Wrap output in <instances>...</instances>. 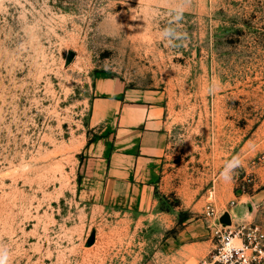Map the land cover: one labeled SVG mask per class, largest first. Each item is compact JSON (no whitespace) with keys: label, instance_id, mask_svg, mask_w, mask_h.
I'll use <instances>...</instances> for the list:
<instances>
[{"label":"rangeland","instance_id":"obj_1","mask_svg":"<svg viewBox=\"0 0 264 264\" xmlns=\"http://www.w3.org/2000/svg\"><path fill=\"white\" fill-rule=\"evenodd\" d=\"M170 25L184 38L169 43ZM100 76L163 108L150 203L84 180L114 139L91 117ZM262 187L264 0H0L7 264H202L215 228L258 222L244 215Z\"/></svg>","mask_w":264,"mask_h":264},{"label":"crops","instance_id":"obj_2","mask_svg":"<svg viewBox=\"0 0 264 264\" xmlns=\"http://www.w3.org/2000/svg\"><path fill=\"white\" fill-rule=\"evenodd\" d=\"M95 91L91 117L96 122L113 119L114 139L94 154L97 168H87L84 180L89 188L131 189L143 204L150 203L165 146L163 108L152 100L134 97L115 79L97 77ZM252 200L258 212H247L244 219L264 225V187L254 192Z\"/></svg>","mask_w":264,"mask_h":264},{"label":"built area","instance_id":"obj_3","mask_svg":"<svg viewBox=\"0 0 264 264\" xmlns=\"http://www.w3.org/2000/svg\"><path fill=\"white\" fill-rule=\"evenodd\" d=\"M206 214L214 218L215 207L210 204ZM213 227L216 224H212ZM218 238L214 252L202 264H261L264 262V226L255 221L240 222L215 228Z\"/></svg>","mask_w":264,"mask_h":264},{"label":"clouds","instance_id":"obj_4","mask_svg":"<svg viewBox=\"0 0 264 264\" xmlns=\"http://www.w3.org/2000/svg\"><path fill=\"white\" fill-rule=\"evenodd\" d=\"M182 12V9H175V15L172 18L173 21L178 22L181 19ZM161 35L168 39L169 43H171L173 40H181L184 38L183 34L177 31V27H173L171 25L165 27ZM239 165V158L233 156L232 159L225 164L224 169L220 173L221 177L225 179H231L233 170ZM0 264H7V251L5 249H0Z\"/></svg>","mask_w":264,"mask_h":264},{"label":"water","instance_id":"obj_5","mask_svg":"<svg viewBox=\"0 0 264 264\" xmlns=\"http://www.w3.org/2000/svg\"><path fill=\"white\" fill-rule=\"evenodd\" d=\"M221 220L223 221V222H225V223H229L228 221V216H227V214H224L222 217H221Z\"/></svg>","mask_w":264,"mask_h":264}]
</instances>
